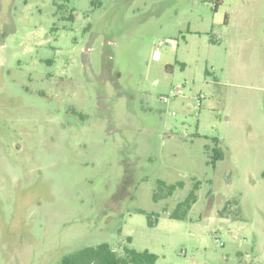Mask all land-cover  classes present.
Segmentation results:
<instances>
[{
    "label": "rangeland",
    "instance_id": "374dc122",
    "mask_svg": "<svg viewBox=\"0 0 264 264\" xmlns=\"http://www.w3.org/2000/svg\"><path fill=\"white\" fill-rule=\"evenodd\" d=\"M215 1L0 0V264H264V0Z\"/></svg>",
    "mask_w": 264,
    "mask_h": 264
},
{
    "label": "trees",
    "instance_id": "16d2710c",
    "mask_svg": "<svg viewBox=\"0 0 264 264\" xmlns=\"http://www.w3.org/2000/svg\"><path fill=\"white\" fill-rule=\"evenodd\" d=\"M222 0H216L214 8L217 10ZM219 142V139H214ZM223 152L216 147L210 163L215 164L216 161L222 158ZM160 186L166 188L165 197L172 196L178 188L184 187V182L178 181L176 183L167 184L160 181ZM200 182H195L192 190L188 196L180 201L174 211L170 214L173 219H185L192 206L197 202V190ZM158 194L155 198H158ZM154 217V219H153ZM159 221V214L149 215V225L154 226ZM131 237H128V243H131ZM158 259L155 253L149 250L138 251L129 246L123 247V252L119 253L111 244L107 242L100 243L95 246H85L73 253L63 257L60 264H154Z\"/></svg>",
    "mask_w": 264,
    "mask_h": 264
},
{
    "label": "built area",
    "instance_id": "2783aa9c",
    "mask_svg": "<svg viewBox=\"0 0 264 264\" xmlns=\"http://www.w3.org/2000/svg\"><path fill=\"white\" fill-rule=\"evenodd\" d=\"M171 93L174 94L175 92L173 91V92H171ZM199 98L201 99L202 96H200ZM163 100H164L165 102H167V101L169 100V97H168V96H164V97H163ZM200 105H201V100H199L197 106H200ZM173 114H175V112H173Z\"/></svg>",
    "mask_w": 264,
    "mask_h": 264
},
{
    "label": "flooded vegetation",
    "instance_id": "af4514ba",
    "mask_svg": "<svg viewBox=\"0 0 264 264\" xmlns=\"http://www.w3.org/2000/svg\"><path fill=\"white\" fill-rule=\"evenodd\" d=\"M73 16H71V18H72Z\"/></svg>",
    "mask_w": 264,
    "mask_h": 264
}]
</instances>
